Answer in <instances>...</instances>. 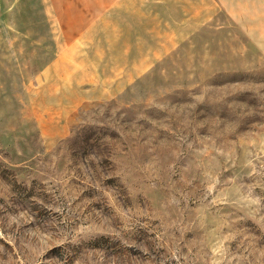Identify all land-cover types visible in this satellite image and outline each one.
<instances>
[{"label": "rangeland", "instance_id": "374dc122", "mask_svg": "<svg viewBox=\"0 0 264 264\" xmlns=\"http://www.w3.org/2000/svg\"><path fill=\"white\" fill-rule=\"evenodd\" d=\"M0 264H264V0H0Z\"/></svg>", "mask_w": 264, "mask_h": 264}]
</instances>
